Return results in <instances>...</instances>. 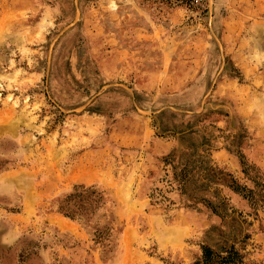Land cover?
<instances>
[{
  "label": "rangeland",
  "instance_id": "obj_1",
  "mask_svg": "<svg viewBox=\"0 0 264 264\" xmlns=\"http://www.w3.org/2000/svg\"><path fill=\"white\" fill-rule=\"evenodd\" d=\"M204 247L264 264V0H0V264Z\"/></svg>",
  "mask_w": 264,
  "mask_h": 264
},
{
  "label": "trees",
  "instance_id": "obj_2",
  "mask_svg": "<svg viewBox=\"0 0 264 264\" xmlns=\"http://www.w3.org/2000/svg\"><path fill=\"white\" fill-rule=\"evenodd\" d=\"M94 193V191H88ZM65 210L64 208H62ZM67 213L72 215V212L65 210ZM243 256L234 247L225 249L222 252H217L210 247L203 248V254L200 259L195 261L193 264H241Z\"/></svg>",
  "mask_w": 264,
  "mask_h": 264
}]
</instances>
